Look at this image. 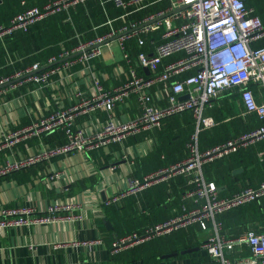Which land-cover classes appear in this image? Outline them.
Here are the masks:
<instances>
[{"label":"crops","instance_id":"crops-1","mask_svg":"<svg viewBox=\"0 0 264 264\" xmlns=\"http://www.w3.org/2000/svg\"><path fill=\"white\" fill-rule=\"evenodd\" d=\"M23 1L17 4L16 11L3 7L7 17L0 16L1 21L9 22L10 17L22 9ZM43 1L40 0L41 3ZM168 5V0H149V4L142 9L132 7L123 10L117 8L112 0H87L49 15L24 31L29 33L32 29L39 32L40 26L42 34L37 33L38 40L34 35V41H27L22 48L9 50L6 37L13 34L0 39V78L14 75L35 62H40L45 68L62 65L63 61L52 66L47 63L50 57L59 55L64 49L72 50L81 42L105 35L114 27L141 19ZM94 12L104 14L103 22H93L91 15ZM50 17H61L62 22L47 23ZM85 17L88 24L84 22ZM66 23L71 27L70 34L67 33ZM18 31L22 30L14 32ZM154 36L158 40L160 31L154 32ZM110 41L111 48L90 62L99 71L106 88L124 83L128 76V63L122 60L117 39ZM20 42L16 41V46ZM256 43L258 41L253 44ZM125 47L137 71L151 76L154 72L138 65L137 56L141 51L153 54L154 44L148 41L139 46L137 38L132 37L125 42ZM183 55L180 52L165 58L159 70ZM17 83L16 86H7L8 90L0 94V138L4 133L18 130L50 114L59 105L70 106L76 100L77 89L86 94L92 93L91 77L83 63L57 70L47 85L33 80ZM251 87L258 100H264V87L254 83ZM157 89L156 86L154 94ZM155 99L161 103L166 101L159 96ZM212 102L204 111V115L213 120L210 125H198L197 118L188 110L171 115L160 126L141 131L123 142H113L87 152L58 155L1 176L0 208L34 207L42 213L51 204L72 202L79 205L75 212L82 218L79 221H55L48 225L0 228V264L212 263L204 248L205 241L214 233V221L210 219L182 225L123 249L116 250L114 246L127 234L144 233L158 223L175 219L182 214L185 203L189 208L197 206L191 198L184 199L193 188L192 175L180 173L167 176L122 197L118 202H109L113 194L128 188L130 179H143L188 157L189 142L197 129L199 147L205 151L264 124L263 118L246 111L236 90L225 89ZM140 112L135 94L125 102H119L114 111L119 120L134 118ZM108 114L105 110L83 114L77 117V123L88 126L92 121L95 127H100ZM66 141L67 136L61 129L20 140L0 149V164L28 157L44 147L61 145ZM55 171L62 175L52 178ZM204 172L206 177L217 181L221 198L232 197L250 186H258L264 181V139L207 162ZM238 206L216 215L223 235L230 237L248 230L264 231V196ZM95 239H101L102 243L74 244L75 241ZM228 255L242 258L251 256L252 252L245 245L228 252Z\"/></svg>","mask_w":264,"mask_h":264},{"label":"built area","instance_id":"built-area-1","mask_svg":"<svg viewBox=\"0 0 264 264\" xmlns=\"http://www.w3.org/2000/svg\"><path fill=\"white\" fill-rule=\"evenodd\" d=\"M86 1L49 0L41 7H27L17 13L8 24L0 23V39L16 30L28 31L37 21ZM112 1L117 8L123 10H130L132 7L138 10L149 4V0ZM168 1L167 8L114 27L109 33L81 42L72 50L64 49L59 55L50 57L47 63L52 66L63 61L62 65L45 68L40 62H35L14 75L0 78V94H3L8 90L7 86H16L20 80H33L47 85L51 75L57 70L83 63L92 81L91 94L77 89L76 100L70 106L59 105L50 114L39 117L31 124L4 133L0 138V149L55 129L63 130L67 141L62 145L44 147L28 157L0 164V177L58 155L82 153L106 147L113 142H123L141 131L160 126L171 115L188 110L193 112L198 125H210L213 120L205 116L204 111L208 105L213 104V98L225 89L238 91L246 111L254 112L264 119V100H258L251 87L253 83L264 87V46L255 47L253 44L264 39V22L261 17L254 14V9L247 5L246 0ZM1 3L0 0V5ZM22 3L25 5L26 1ZM156 31H160L158 40L154 36ZM145 36H150L149 42L155 46L154 53L141 51L137 56V64L153 71L151 76L141 75L137 71L131 54L125 47V42L132 37L137 38L139 46L147 44ZM114 37L122 51V60L128 63V76L124 83L106 88L99 71L90 62L102 55L105 48H111L109 40ZM180 52L184 53L181 58L166 63L159 70L162 60ZM123 71L122 69L121 72ZM184 73L187 74L180 77ZM156 86L159 89L154 94ZM133 94L137 97L141 112L134 118L117 119L114 113L116 105L125 102ZM155 96L166 101L161 103ZM100 110L109 113L100 127H95L92 121L88 126L77 123L78 116L94 114ZM263 139L264 124L202 151L197 129L191 136L190 155L187 158L143 179H130L128 188L113 194L109 202H118L122 197L136 193L167 176L185 173L192 175L193 188L185 194L184 199L191 198L198 205L189 208L185 203L182 214L175 219L158 223L144 233L134 232L121 237L114 243L116 250L143 243L182 225L210 219L214 221V233L204 243V248L212 258L210 264H264V231L248 230L229 237L221 233V224L216 222L218 213L264 196V181L258 186L247 187L232 197L221 198L216 181L209 180L204 172L207 162L235 153ZM61 175V172L55 171L52 178ZM78 208L79 205L72 202L51 204L42 213L34 207H1L0 228L79 221L82 217L75 212ZM80 242L90 245L101 244L102 240L75 241L74 244L78 245ZM245 245L250 248L251 256L233 258L228 255V252Z\"/></svg>","mask_w":264,"mask_h":264},{"label":"trees","instance_id":"trees-1","mask_svg":"<svg viewBox=\"0 0 264 264\" xmlns=\"http://www.w3.org/2000/svg\"><path fill=\"white\" fill-rule=\"evenodd\" d=\"M2 1H3V3H1V4H3V6L0 5L1 6V9H0V16H1V18L2 17H7L6 15H4L5 12H3V7H5V8L6 7L7 8H12L13 11H16L17 4L18 3H21V0H1V2ZM25 1H26V4L25 5H22L21 4L22 5V9L20 11H18L17 13L25 10L27 7H32V6H40L41 7L42 5H44L49 0H44L42 3L40 2V0H33V1L25 0ZM246 3H247V5L249 7H252L254 9V14L259 15L261 17V19L263 20V22H264V0H246ZM17 13H14V15H12L10 17V20ZM61 19H62L61 17H59V18L58 17H56V18L55 17H50L49 20L47 21V23H54V24L55 23H57V24L59 23L60 24V22H62ZM91 19L93 20V22H96V21L97 22H103L104 14L102 12L101 13H99V12L95 13L94 12L91 15ZM10 20H9V22H10ZM9 22H3L0 19V23L8 24ZM84 22L86 24H88V18L87 17H85ZM66 29H67V33L70 34L71 33V27L68 24L66 25ZM37 33L42 34L41 31H40V26H39V32L36 31V30H32V29H31V31L29 33L28 32L26 33L24 31H18L17 33L13 32L12 33L13 35L11 37H8V38L6 37V43L8 45L9 50H15V48H18V47L19 48H22L26 44L27 41H34V37H33L34 35L36 36V40H38V38H40V37L37 35ZM14 37L16 38V41H18V44H19V41H21L19 46H16V41H15ZM145 38H146V40L148 42L149 39H150V36H145ZM254 46L255 47H262V46H264V39L259 40L258 43L254 44ZM64 143H62V144H64ZM209 180H212V179H209ZM216 183H217V181H216ZM244 204H242V205H244ZM242 205H240L238 207H241ZM233 236H237V235H233Z\"/></svg>","mask_w":264,"mask_h":264},{"label":"water","instance_id":"water-1","mask_svg":"<svg viewBox=\"0 0 264 264\" xmlns=\"http://www.w3.org/2000/svg\"><path fill=\"white\" fill-rule=\"evenodd\" d=\"M182 8H185V7H182ZM182 8H181V9H182ZM179 10H180V9H179ZM114 38H116V37H114ZM114 38H112V39H114ZM112 39H110V40H112ZM110 40H109V41H110ZM101 44H103V43H101ZM185 97H186V96H185Z\"/></svg>","mask_w":264,"mask_h":264},{"label":"rangeland","instance_id":"rangeland-1","mask_svg":"<svg viewBox=\"0 0 264 264\" xmlns=\"http://www.w3.org/2000/svg\"><path fill=\"white\" fill-rule=\"evenodd\" d=\"M113 45H114V47H116V45H115V44H113ZM104 50L106 51V50H107V48H105Z\"/></svg>","mask_w":264,"mask_h":264}]
</instances>
